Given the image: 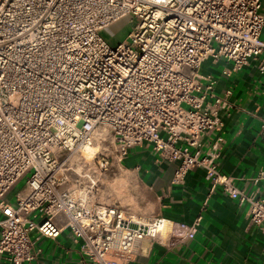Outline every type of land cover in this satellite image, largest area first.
Segmentation results:
<instances>
[{
  "label": "built area",
  "instance_id": "built-area-1",
  "mask_svg": "<svg viewBox=\"0 0 264 264\" xmlns=\"http://www.w3.org/2000/svg\"><path fill=\"white\" fill-rule=\"evenodd\" d=\"M261 9L262 0H0V257L34 262L33 232H71L91 264H131L161 234L194 239L202 216L176 223L97 202L101 174L143 146L178 164L176 184L203 169L264 235V196L220 171V138L202 152L231 91L218 96L200 71L208 59L231 62L227 75L256 60L264 74ZM124 20L130 31L113 45L104 33ZM250 181L264 186V169Z\"/></svg>",
  "mask_w": 264,
  "mask_h": 264
},
{
  "label": "crops",
  "instance_id": "crops-1",
  "mask_svg": "<svg viewBox=\"0 0 264 264\" xmlns=\"http://www.w3.org/2000/svg\"><path fill=\"white\" fill-rule=\"evenodd\" d=\"M261 13L264 16V0ZM231 68V62L213 59L201 67V74L214 82L215 94L223 97L231 91L230 107L221 113L224 125L219 132L203 138L202 152L212 149L220 138V171L233 177L246 193L264 196V186L250 181L264 169V74L256 60L240 72L227 75ZM177 166L162 160L151 146L135 147L100 176L99 204L176 223L191 224L202 216L194 239L179 243L167 234L156 240L146 239L131 264H264V235L251 222L248 205L225 194L199 167L190 170L183 183H174ZM31 237L36 260L27 264H91L69 231L57 239L42 237L38 232ZM0 264H10L7 256L0 257Z\"/></svg>",
  "mask_w": 264,
  "mask_h": 264
},
{
  "label": "rangeland",
  "instance_id": "rangeland-1",
  "mask_svg": "<svg viewBox=\"0 0 264 264\" xmlns=\"http://www.w3.org/2000/svg\"><path fill=\"white\" fill-rule=\"evenodd\" d=\"M129 21L127 20H124L120 23H118L117 25H115L114 27L110 28L109 30H107L104 35L105 37L113 44V45H116L118 44L119 42H122L126 39L129 31H130V27L128 25ZM264 38V36H263ZM95 150L94 152L96 153L97 152V148L98 146L94 147ZM27 178L28 176H26L23 180H21L19 182V184L16 186L12 196H11V201L12 203H15L16 201V193L18 191H21L25 188L26 186V182H27Z\"/></svg>",
  "mask_w": 264,
  "mask_h": 264
},
{
  "label": "bare ground",
  "instance_id": "bare-ground-1",
  "mask_svg": "<svg viewBox=\"0 0 264 264\" xmlns=\"http://www.w3.org/2000/svg\"><path fill=\"white\" fill-rule=\"evenodd\" d=\"M94 150L95 148L92 146H86V148L84 149L85 153L89 154L90 156H93L95 154Z\"/></svg>",
  "mask_w": 264,
  "mask_h": 264
}]
</instances>
